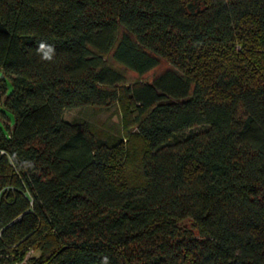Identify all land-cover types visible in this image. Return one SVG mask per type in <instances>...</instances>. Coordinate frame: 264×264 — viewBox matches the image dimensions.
I'll return each mask as SVG.
<instances>
[{"label":"trees","instance_id":"trees-1","mask_svg":"<svg viewBox=\"0 0 264 264\" xmlns=\"http://www.w3.org/2000/svg\"><path fill=\"white\" fill-rule=\"evenodd\" d=\"M0 72V264H264V0H0Z\"/></svg>","mask_w":264,"mask_h":264},{"label":"rangeland","instance_id":"rangeland-1","mask_svg":"<svg viewBox=\"0 0 264 264\" xmlns=\"http://www.w3.org/2000/svg\"><path fill=\"white\" fill-rule=\"evenodd\" d=\"M130 75H131L129 77L130 79L132 78L135 79L136 76L134 74H130ZM8 87L10 89V83L8 84ZM0 110H3L6 115L5 119H2L0 117V131L4 135H7L9 132L6 123L11 127L14 122V117L9 110L5 109L1 105H0ZM63 117L69 121L76 120V121L87 122L92 127L91 129L96 134V136H99L101 134V130L104 128L105 129L107 128L108 130L114 133L116 132L117 134L123 135V126H125L121 106L118 105L117 103L107 107L84 106V107L67 108L64 109L63 111ZM203 127L204 126H195L191 130H200ZM178 224L181 228L186 230H190L193 228L192 220L190 218L182 219L178 221Z\"/></svg>","mask_w":264,"mask_h":264},{"label":"clouds","instance_id":"clouds-1","mask_svg":"<svg viewBox=\"0 0 264 264\" xmlns=\"http://www.w3.org/2000/svg\"><path fill=\"white\" fill-rule=\"evenodd\" d=\"M37 51L41 54L42 60L51 62L55 54V47L47 44L46 42H40L38 44ZM102 264H109L107 257L103 258Z\"/></svg>","mask_w":264,"mask_h":264},{"label":"built area","instance_id":"built-area-1","mask_svg":"<svg viewBox=\"0 0 264 264\" xmlns=\"http://www.w3.org/2000/svg\"><path fill=\"white\" fill-rule=\"evenodd\" d=\"M23 262H20V263H16V264H22Z\"/></svg>","mask_w":264,"mask_h":264}]
</instances>
